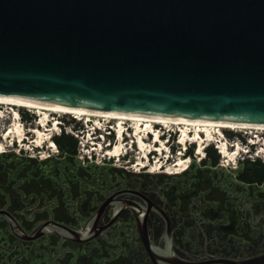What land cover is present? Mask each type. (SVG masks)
I'll return each mask as SVG.
<instances>
[{
	"label": "water",
	"instance_id": "water-1",
	"mask_svg": "<svg viewBox=\"0 0 264 264\" xmlns=\"http://www.w3.org/2000/svg\"><path fill=\"white\" fill-rule=\"evenodd\" d=\"M0 97L192 120L264 124V0H0ZM224 217L186 173L101 169L92 219H50L23 240L58 235V250L132 264H264V188L228 186Z\"/></svg>",
	"mask_w": 264,
	"mask_h": 264
},
{
	"label": "rangeland",
	"instance_id": "rangeland-1",
	"mask_svg": "<svg viewBox=\"0 0 264 264\" xmlns=\"http://www.w3.org/2000/svg\"><path fill=\"white\" fill-rule=\"evenodd\" d=\"M17 112L19 114H16ZM23 114L29 115L31 120L24 119ZM75 114L76 113L72 112L65 113L59 111L53 112L51 110L48 111V124L46 127L40 126L41 130L44 132V135L40 136L35 133L33 129L39 127L38 124L44 118V114H41V112L33 107L0 102V160L4 154H8L12 159L20 161L21 166L24 163H31L34 168L40 169L47 176H51L53 181L66 180V178L63 179V177H61L63 176L62 172H64L65 169L66 171H70L69 169L74 171L80 170L79 172L82 173H80L77 179L74 180L85 182L89 189L98 187V184H94V182L96 181L97 176L99 180L101 169H109L111 178H113L117 171L116 168L118 167H123L131 172L141 170V172H147L152 175H171L172 173L169 174L165 170L169 167H173L175 169L176 167L178 168L179 166H176V164L179 160H182L188 162L190 167H188V170L199 173L205 177L206 175H209L210 170H213L218 177L226 180L224 174L233 172L230 180L232 181L237 178L238 174L245 170L247 161L257 165H264V159L261 158H257L256 160H242L237 157V161L233 160L235 161L233 163L229 157L228 159L225 158L227 156L221 155L215 147L214 142L208 143L203 151L200 152L197 151L198 143L196 142L191 144L188 143L183 147V145L179 143V140L180 135L183 133V129L186 127L184 124L169 123V125L166 126L163 124L161 125L160 123H155L156 132L162 135V142H158L156 144L160 149L158 151H153L149 155L150 164L143 166L141 164H145L146 159L142 158V156L146 151H148V149L152 147L150 149L152 150L154 148L153 135L155 134L150 132L151 134L148 136V140L146 141L147 144H145L146 146L141 148H138L137 143H135V138H138L139 135L143 137L148 135V131L151 129H147V122L141 121L140 123L142 124H139V127L135 123L136 120L124 119L120 120V124H123L122 128V126L118 124L119 120L116 118ZM57 122L59 125H55ZM96 124L97 127L95 128ZM189 127L192 130L191 134H193L196 128L195 125H189ZM111 128H113V130ZM120 128L126 131V134L123 137L125 139L124 145L127 147H122L120 149L121 155H119L120 158L117 159L118 156L109 157L106 155L105 150L113 149L117 144H120L118 139H116ZM107 129H110L109 131H112V133L110 134L106 132ZM217 129L218 127L216 126L212 128L215 138L220 135L216 133ZM92 131H96L97 133H92ZM9 132L11 133L8 134ZM62 132L68 133L71 139L76 143V154L72 156L73 160L70 159L71 156L68 157L69 155L67 156L66 153H62V150L56 141V138H58ZM74 132L78 135L76 136ZM101 132L105 133V140H103L102 137H99ZM222 132L229 144L230 142L237 141L242 148L243 145L246 147L244 143H248V138L253 137V134L256 132H258L261 138H264V129L257 130L250 128L245 129L228 127L223 128ZM205 138L206 137L204 136V141L206 142L207 139ZM225 138H221V135L218 137L219 140H224ZM109 142H111V144L107 145ZM92 145L93 147H96V153L94 151V157L93 159H90L87 158L84 152L87 151L86 149L91 150L90 148ZM205 145L206 144H203V146ZM258 145L259 143L252 145V147L254 146L255 148V146ZM240 147H238V150H240L239 156H245V153H243ZM234 148L235 147H230L229 150H234ZM209 152H216L220 155L218 162L214 165L210 161L211 154ZM29 159L36 161L30 162ZM203 159H207L208 162L205 164ZM160 165L161 167H159ZM151 167H155L158 172H148ZM70 175H73V173L70 172L69 174H66L67 177ZM51 185H54V189L58 192L64 190L63 184ZM232 185L234 184H229V186ZM259 185L260 186L253 185V188H264V184ZM237 186L243 187V185Z\"/></svg>",
	"mask_w": 264,
	"mask_h": 264
},
{
	"label": "flooded vegetation",
	"instance_id": "flooded-vegetation-1",
	"mask_svg": "<svg viewBox=\"0 0 264 264\" xmlns=\"http://www.w3.org/2000/svg\"><path fill=\"white\" fill-rule=\"evenodd\" d=\"M116 169L117 171L113 176L116 180H119L121 173L131 172L123 167H118ZM137 172H141V170ZM184 173H186L188 180H194V190L185 189L183 192L177 190V197L186 195V199H180V203L190 206V195L198 196L206 191L208 200H217L219 206L217 211L222 210L221 213H217V217H224L227 209L224 200H229V190H221V183H227V181L218 177L213 170H210L209 175H206V177L199 173L191 172V170H186ZM161 175L167 174L152 175L143 172V177ZM74 179H77V177H68L66 180L56 182L57 184H63L64 190L61 192H54V185L44 184L46 187L49 186L50 189H52L50 195L47 199L38 198L36 200L37 202L31 205H26L29 203L19 199L18 195H11L9 202L0 203V209L9 211L15 218H20V221L30 219L40 220V223H42L54 219L62 223L76 224L77 218L69 202L83 198L80 214H86L83 223L84 226L92 219L98 187L89 189L85 182L76 181ZM98 183L99 180L97 176L94 184ZM229 184H234L232 186L243 185V187L253 188V185L260 186L259 184H264V182L245 181L242 179V173H240L237 178L230 181ZM54 195L58 196L55 198ZM4 218L7 220V217ZM40 223L32 230H35ZM15 237L16 239L11 246L2 245L0 243L4 251L3 258H7V254L5 253L14 252V255L11 257V264H24L28 258L31 260L29 264H132L129 255L116 250H114V258L91 250H89V256H87V246L98 248L96 239L76 241L75 246H80L78 256H76V250H58L57 234L44 235L35 240H23L16 235ZM28 248L31 252L29 255H26V250H28Z\"/></svg>",
	"mask_w": 264,
	"mask_h": 264
},
{
	"label": "bare ground",
	"instance_id": "bare-ground-1",
	"mask_svg": "<svg viewBox=\"0 0 264 264\" xmlns=\"http://www.w3.org/2000/svg\"><path fill=\"white\" fill-rule=\"evenodd\" d=\"M0 102L1 103H10L13 105H20V106H27V107H33L36 108L41 114H44V118L39 122V127L34 128L33 131L40 136L44 135V132L41 130L40 126L46 127L48 124V111H53V112H72L76 113L78 115H91V116H106V117H111V118H116L119 120L118 124H120V120L128 119V120H136V124L140 127L139 124L141 121L147 122L146 125L148 126L147 129H151L148 131V135L146 137H143L141 135L138 136V138H135V143H137L138 148H141L143 146H146L145 144L146 141L148 140L149 134L153 133L155 134V138L153 139L154 142V148L152 150L148 149L142 156V158L146 159L145 164H142L143 166L149 165L150 164V154L155 151L159 150L160 148L157 147L158 142H162V135L156 132V126L154 125L155 123H160L161 125H166L168 126L169 123L172 124H184L186 127L183 129V133L180 135V144L187 145L188 143L191 144L193 142L198 143V150L197 151H203V149L208 145V143H219L220 146L222 147L221 153H223L225 156L229 157L231 161L236 160V155L238 153V150H229L230 144L226 141V138L224 137V133L222 132L223 128H250V129H264V124H249V123H235V122H227V121H207V120H192V119H181V118H174V117H163V116H155V115H142V114H131V113H119V112H107V111H98V110H92V109H86V108H73V107H65V106H59L55 104H50V103H44V102H39V101H34V100H26V99H17V98H8V97H0ZM16 114H19L18 112ZM75 114V115H76ZM154 122V123H152ZM59 125L57 122L55 125ZM135 124V125H136ZM121 126L123 124H120ZM189 125H195V130L194 133H192V130L190 129ZM142 126V125H141ZM203 126V127H200ZM216 126L218 127L216 133L221 135V138H225L224 140L215 138L214 133L212 131V128ZM60 127V126H59ZM138 127V128H139ZM123 128V126H122ZM120 128L117 133L116 139H118L120 144H117L113 149H106V155H111L113 156H118L117 159H119V155H121L120 149L122 147H127L124 145V135L126 134V131L124 129ZM137 128V127H136ZM221 128V129H220ZM137 130V129H136ZM12 131V130H11ZM18 131V130H17ZM20 131V130H19ZM136 132V131H135ZM151 132V133H150ZM204 132V133H201ZM9 132L8 134H10ZM137 134V133H136ZM204 136L206 137L205 139L206 142L204 141ZM137 137V136H134ZM166 142V141H165ZM132 143V142H131ZM166 144V143H165ZM203 144H206L203 146ZM127 145V144H126ZM52 146V145H51ZM101 146V145H100ZM102 148V146H101ZM239 149V148H238ZM242 149V146L240 147ZM233 151V152H232ZM176 166H179L178 168L176 167H169L165 171L167 173H182L188 170L189 164L186 161L179 160L177 162ZM155 168V167H154ZM150 172H158V170L151 169Z\"/></svg>",
	"mask_w": 264,
	"mask_h": 264
},
{
	"label": "trees",
	"instance_id": "trees-1",
	"mask_svg": "<svg viewBox=\"0 0 264 264\" xmlns=\"http://www.w3.org/2000/svg\"><path fill=\"white\" fill-rule=\"evenodd\" d=\"M23 117L24 119L31 120V117L29 115L23 114ZM56 141L59 144L62 153H66L67 156L69 155L68 157L71 156L70 159L73 160L72 156L76 154L77 147L76 143L71 139L69 134L66 132H62L60 136L56 138ZM210 154V161L214 165L218 162L220 155L216 152ZM29 161L34 162L36 160L29 159ZM203 162L206 164L208 160L203 159ZM20 163V161L12 159L8 154H4L2 156V159L0 160V203L9 202L11 195H18L19 199L29 203L26 205H31L34 202H37L36 200L38 198L47 199V197L50 195L52 189H50L49 186L46 187L44 184H57L56 182L63 181H53L51 176H47L40 169L34 168L31 163H24L22 166L20 165ZM69 170L70 171H66L65 169L64 172H62L63 176L61 177H63V179L68 178L66 174H69L70 172L73 173V175H70L69 177H78V175L82 173L79 172L80 170ZM241 173L242 179L245 181H264V165H257L255 163L247 161L245 170ZM54 188L53 191L57 192ZM57 196L58 195H54L55 198ZM40 222V220L30 219L20 221V223H26V229H33ZM15 239L16 237L13 234L8 221L5 218L1 219L0 243L2 245L11 246ZM2 245H0V264H11V257L14 255V252L5 253L7 254V258H3L4 251L1 247ZM30 252L31 251L28 248V250H26V255H29ZM30 261L31 260L28 258L24 264H29Z\"/></svg>",
	"mask_w": 264,
	"mask_h": 264
},
{
	"label": "built area",
	"instance_id": "built-area-1",
	"mask_svg": "<svg viewBox=\"0 0 264 264\" xmlns=\"http://www.w3.org/2000/svg\"><path fill=\"white\" fill-rule=\"evenodd\" d=\"M79 119V118H78ZM97 127V124H96V126H95V128ZM105 128V127H104ZM112 130H113V128H111ZM110 129H107L106 130V132H108V133H112V131H109ZM73 132V131H72ZM92 133H97L96 131H92ZM182 133V132H181ZM74 134H75V132H74ZM104 134L105 133H100L99 134V137H102V139L103 140H105V137H104ZM76 136L78 135V134H75ZM153 138H155V135H153ZM248 140H249V142L248 143H244L245 145H246V147L243 145V148H242V151H243V153H245V156H239V154H240V150H238V147H240L241 145H239V142H237V141H233V142H230V147H235L234 148V150H238V153H237V155H236V157H238V159L240 158V159H251V160H256L257 158H261V159H264V138H261L260 136H259V134H258V132H256V133H254L253 134V137H250V138H248ZM227 141V140H226ZM94 143H95V141H94ZM258 144L259 143V145L258 146H255V148H254V146L252 147V145H254V144ZM111 144V142H109V143H107V145H110ZM106 145V146H107ZM182 145H183V147H184V144L182 143ZM215 147L218 149V151L221 153V151H222V147L220 146V144L219 143H216L215 142ZM91 150H89V149H86L87 151H85L84 152V154L87 156V158H90V159H93V157H94V151L96 150V147H93V145L91 146V148H90ZM233 150V151H234ZM232 151V152H233ZM95 153H96V151H95ZM106 154V153H105ZM221 155H223L224 156V154L223 153H221ZM109 157H111V155H108ZM225 158H228V157H225ZM229 159V158H228ZM227 159V160H228ZM237 161V160H236ZM235 161H233V163H234ZM153 167V166H152ZM149 168V171L151 170V169H154V168ZM159 167H161V165L159 166Z\"/></svg>",
	"mask_w": 264,
	"mask_h": 264
},
{
	"label": "clouds",
	"instance_id": "clouds-1",
	"mask_svg": "<svg viewBox=\"0 0 264 264\" xmlns=\"http://www.w3.org/2000/svg\"><path fill=\"white\" fill-rule=\"evenodd\" d=\"M257 144V143H256Z\"/></svg>",
	"mask_w": 264,
	"mask_h": 264
}]
</instances>
